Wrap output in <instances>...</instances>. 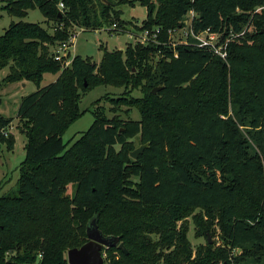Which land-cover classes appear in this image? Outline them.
<instances>
[{
	"label": "trees",
	"instance_id": "16d2710c",
	"mask_svg": "<svg viewBox=\"0 0 264 264\" xmlns=\"http://www.w3.org/2000/svg\"><path fill=\"white\" fill-rule=\"evenodd\" d=\"M107 1L6 0L3 6L20 20L0 35V71L8 67L0 84L31 81L37 90L17 108L25 156L16 192L0 194V264H68L67 250L87 241L94 217L102 234L118 236L127 251L105 248V264L261 263L264 0ZM136 2L146 8L137 30L159 28L160 41L189 10L197 14L194 31L209 28L223 37L232 31L227 58L193 45L129 44L124 51L103 49L98 65L75 55L54 81L39 86L45 73L60 70L53 49L73 29L115 24L110 32L123 30L118 7ZM35 8L51 32L21 20ZM244 26L253 32L238 35ZM153 56L157 75L146 62ZM129 82L142 96L115 103L135 108L138 119L96 112L78 138L63 141L85 113L79 90ZM155 86L163 87L153 93ZM12 121L0 115V145L9 150L15 143ZM241 126L262 138V156L251 151ZM135 137L148 146L133 159ZM68 185L74 186L71 193ZM188 218L194 238L204 243L193 246L188 239Z\"/></svg>",
	"mask_w": 264,
	"mask_h": 264
},
{
	"label": "rangeland",
	"instance_id": "374dc122",
	"mask_svg": "<svg viewBox=\"0 0 264 264\" xmlns=\"http://www.w3.org/2000/svg\"><path fill=\"white\" fill-rule=\"evenodd\" d=\"M6 0H0V35L8 27L10 22H17L20 18L10 16L7 11L3 8ZM121 10V19H123L126 24L123 30L117 32H110L109 29L112 27L102 26L96 30H83L82 28H75L72 33L76 35L73 40V45L69 49V53L65 58V61H70L75 55L81 57H89L93 63L99 64L102 57V50L106 49L108 51H124L127 45L132 46L141 45L146 47L149 43L169 45L174 48L177 45H181L185 39L186 33L189 31V21L190 14L183 15L182 19L187 20L186 23L180 25L176 28L169 29L167 31V40L160 41L158 38L156 41H146L142 39L141 31L137 30L136 25L139 24L146 16V8L141 6L138 2L130 6L124 4L118 7ZM189 12V11H187ZM186 12V13H187ZM23 21L38 23L42 27L47 28L51 32V25L46 21L45 17L40 13V11L35 9H30L28 14L21 18ZM248 30L253 32V26L247 28L244 26L243 31ZM189 39V37H187ZM224 39V37H223ZM229 44V43H228ZM228 55V46H227ZM157 57L153 56L148 58L146 62L152 65L155 74H158V67L156 64ZM68 65L61 62V68L57 73H45L43 75L42 81L39 86H45L55 79L63 68L69 67ZM135 71L132 68V73ZM8 73V67L3 68L0 71V82L2 78ZM86 84V82L84 81ZM142 83H145L144 81ZM37 90L36 84L31 81L14 82L8 84H0V115L5 117L13 118L11 125L13 126L9 130L14 134L15 143L13 149L9 150L5 145H0V194H13L16 192V182L19 176L18 167L21 161H23L25 156L24 144L26 142L25 136L22 133V126L19 120L16 118L17 108L19 102L23 96L29 95ZM142 96L141 88L134 87L131 82L127 84H122L120 86L114 85H99L94 87H88L86 90H79V107L84 110L85 113L80 116L76 121H74L68 129L62 135L64 142L71 139H76L80 134L85 131L93 121V113L101 112L106 117L112 118L116 117L122 121L138 119L139 114L137 110L133 107H129L125 104H117L116 100L123 97L132 98ZM235 111L229 108V114L233 117ZM242 132L249 147L252 152L258 153L262 156L261 147L262 138L249 131L246 127L241 126ZM134 148L143 144L139 142V138L135 137L133 139ZM72 185L67 186V193L73 191ZM189 230L188 239L191 241L193 246L199 243H204V238H194V227L191 222V218H188ZM211 240V238H210ZM241 250L239 249L238 252ZM105 264V263H104ZM234 264H257L252 258H248L245 261L236 262ZM259 264H264V257L262 262Z\"/></svg>",
	"mask_w": 264,
	"mask_h": 264
},
{
	"label": "built area",
	"instance_id": "2783aa9c",
	"mask_svg": "<svg viewBox=\"0 0 264 264\" xmlns=\"http://www.w3.org/2000/svg\"><path fill=\"white\" fill-rule=\"evenodd\" d=\"M62 7H63V4L59 3V8H62ZM259 9L260 7H258L255 11ZM185 14L186 15L190 14V21H189V26H188L189 31L186 33L185 39L182 44L193 45L199 48H206L209 51H211L214 55L218 56L220 59L225 60L227 58L228 43L230 42L232 37L236 35H234L232 31H230L228 35L225 36L223 39V33L211 31L209 28H206L204 30L194 31L192 27V23H193L194 18L197 16V14L193 10H189V12ZM186 22L187 20H183V19L180 20V23L182 25L183 23H186ZM112 27L114 28L115 24L112 25ZM243 33L244 31L240 32L238 35H242ZM158 34H159V28H156L153 31L145 29L141 33L142 39L146 41H150V40L156 41ZM75 37L76 35L72 33L68 40L58 43L56 45V47L53 49V57L55 60L60 61V62L63 61V64L65 63V65H68V63H71L72 59H70V61L68 62V61H65L64 57H67L69 53V49L71 45H73V40L75 39ZM187 37H189V39H187ZM104 249L102 250L103 259L106 256Z\"/></svg>",
	"mask_w": 264,
	"mask_h": 264
},
{
	"label": "water",
	"instance_id": "95a60500",
	"mask_svg": "<svg viewBox=\"0 0 264 264\" xmlns=\"http://www.w3.org/2000/svg\"><path fill=\"white\" fill-rule=\"evenodd\" d=\"M102 3H107V0H100ZM95 7V3H93ZM163 86H155L152 92L155 93ZM148 146L144 143L134 148L129 152V156L136 159L139 154ZM87 241L80 247L70 248L66 252L68 264H104L102 250L104 248L118 247L123 252H127L118 236H105L97 227L96 218H92L86 227Z\"/></svg>",
	"mask_w": 264,
	"mask_h": 264
},
{
	"label": "crops",
	"instance_id": "0c3cea01",
	"mask_svg": "<svg viewBox=\"0 0 264 264\" xmlns=\"http://www.w3.org/2000/svg\"><path fill=\"white\" fill-rule=\"evenodd\" d=\"M56 78H57V77H56ZM56 78H55V79H56ZM55 79H53V81H54ZM22 82H23V81H22ZM12 127H13V126L11 125V126H10V129H11ZM9 131H10V130H9ZM10 132H11V131H10ZM11 133H12V132H11Z\"/></svg>",
	"mask_w": 264,
	"mask_h": 264
}]
</instances>
